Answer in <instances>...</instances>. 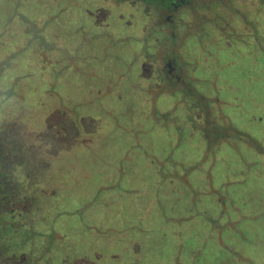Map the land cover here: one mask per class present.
<instances>
[{
	"label": "rangeland",
	"instance_id": "1",
	"mask_svg": "<svg viewBox=\"0 0 264 264\" xmlns=\"http://www.w3.org/2000/svg\"><path fill=\"white\" fill-rule=\"evenodd\" d=\"M46 7L0 0V124L42 134L50 154L35 167L31 201L19 207L29 211L24 226L33 232L32 258L38 264H245L244 254L264 264V54L252 72L248 60L236 57L217 77L257 121L236 116L256 146L239 144L232 156L215 141L219 131L206 139L186 128L173 97L164 100L165 112L145 101L139 80L118 85L66 73L59 52L50 64ZM25 36L30 40L19 43ZM224 52L218 56L229 61ZM192 102L204 106L197 97Z\"/></svg>",
	"mask_w": 264,
	"mask_h": 264
},
{
	"label": "flooded vegetation",
	"instance_id": "2",
	"mask_svg": "<svg viewBox=\"0 0 264 264\" xmlns=\"http://www.w3.org/2000/svg\"><path fill=\"white\" fill-rule=\"evenodd\" d=\"M33 1L47 6L44 42L50 64L57 63L59 52L66 73L114 79L118 85L126 79L139 80L145 101L164 111L170 106L163 105L164 100L173 97L181 108L182 124L206 139L207 132L219 131L215 141L220 139L232 156L238 155L239 144L256 146L235 121L243 115L257 122L255 112L240 109L229 82L220 84L217 77L236 57L249 61L248 72L259 68L257 55L264 54V0ZM223 50L231 54L229 61L218 56ZM220 90L228 95L214 97ZM193 97L205 107L193 106ZM163 121L170 124L167 117ZM243 255L245 264L255 263Z\"/></svg>",
	"mask_w": 264,
	"mask_h": 264
},
{
	"label": "trees",
	"instance_id": "3",
	"mask_svg": "<svg viewBox=\"0 0 264 264\" xmlns=\"http://www.w3.org/2000/svg\"><path fill=\"white\" fill-rule=\"evenodd\" d=\"M28 40L25 36L19 43ZM46 145L42 134L32 135L10 122L0 124V264H38L31 256L33 232L29 224L24 226L29 211L19 207L32 199L35 167L50 155ZM21 254L26 255L24 260L19 259Z\"/></svg>",
	"mask_w": 264,
	"mask_h": 264
}]
</instances>
